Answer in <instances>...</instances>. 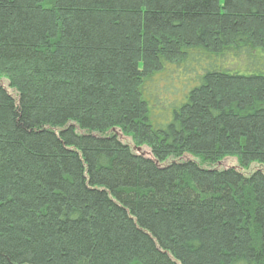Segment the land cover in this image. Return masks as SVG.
Wrapping results in <instances>:
<instances>
[{
    "label": "trees",
    "instance_id": "1",
    "mask_svg": "<svg viewBox=\"0 0 264 264\" xmlns=\"http://www.w3.org/2000/svg\"><path fill=\"white\" fill-rule=\"evenodd\" d=\"M0 264H264V0H0Z\"/></svg>",
    "mask_w": 264,
    "mask_h": 264
},
{
    "label": "rangeland",
    "instance_id": "2",
    "mask_svg": "<svg viewBox=\"0 0 264 264\" xmlns=\"http://www.w3.org/2000/svg\"><path fill=\"white\" fill-rule=\"evenodd\" d=\"M155 83H157V86L159 87H163L164 85H167V91H166V96L167 97H171V91L175 92V89H173L174 86L177 85L178 80L176 79V74L173 73H169L167 75L163 74H158L154 77ZM175 81V82H173ZM170 94V95H168ZM217 168H228V167H237L238 168V164L236 162L235 159L233 158H227L225 160H223L221 163H219L218 165H216ZM254 170V165L251 166V168L248 169V171L246 170V173L248 174L250 171Z\"/></svg>",
    "mask_w": 264,
    "mask_h": 264
}]
</instances>
